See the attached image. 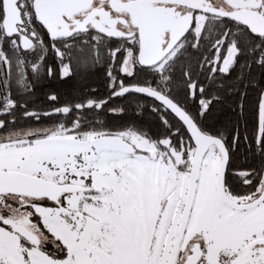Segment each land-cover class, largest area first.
Wrapping results in <instances>:
<instances>
[{
    "label": "snow or ice",
    "instance_id": "obj_1",
    "mask_svg": "<svg viewBox=\"0 0 264 264\" xmlns=\"http://www.w3.org/2000/svg\"><path fill=\"white\" fill-rule=\"evenodd\" d=\"M0 264H264V0H0Z\"/></svg>",
    "mask_w": 264,
    "mask_h": 264
}]
</instances>
